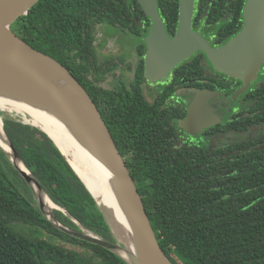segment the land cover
Here are the masks:
<instances>
[{
  "label": "trees",
  "instance_id": "1",
  "mask_svg": "<svg viewBox=\"0 0 264 264\" xmlns=\"http://www.w3.org/2000/svg\"><path fill=\"white\" fill-rule=\"evenodd\" d=\"M158 3L173 34L179 0ZM136 10L146 17L137 0H39L12 29L64 64L97 103L98 86L90 78L98 66L96 27L106 23L145 34L149 19L144 28L136 25ZM107 98L100 111L132 173L159 243L173 263L264 264V148L250 153L253 157L242 161L238 170L230 166L234 172L228 177L205 179L210 176L207 167L166 162L151 156L143 144L126 142L127 135L134 137L142 127L126 123L129 108L122 103L115 108L109 91ZM4 121L16 149L50 197L87 229L115 241L101 207L53 140L19 117L7 115ZM217 183L221 187L211 186ZM56 215L78 229L63 212ZM0 264L128 263L45 219L27 183L0 149Z\"/></svg>",
  "mask_w": 264,
  "mask_h": 264
},
{
  "label": "water",
  "instance_id": "2",
  "mask_svg": "<svg viewBox=\"0 0 264 264\" xmlns=\"http://www.w3.org/2000/svg\"><path fill=\"white\" fill-rule=\"evenodd\" d=\"M38 1L0 0V94L60 114L74 128L99 145L100 156L111 172L112 189L124 213L125 225L99 202L56 140L43 126L34 122L30 114L13 111L16 115H12L0 108L3 130V135L0 136L8 143L11 152L1 142L0 149L27 183L44 218L58 229L105 247L128 264H174L159 243L127 162L90 93L64 64L31 46L12 29V24L27 14ZM138 2L150 19V29L144 41L147 46V76L151 79L159 78L196 51L202 50L218 70L243 79L245 89L264 63V0H246L242 29L220 47L213 46L200 31L192 28L195 0H179L178 25L174 35L167 31L158 0ZM38 66H47L58 74V80H51L41 74L37 71ZM203 94L205 98L211 95L207 92L199 93L195 112L203 105ZM7 115L19 117L42 129L53 140L101 207L115 241L87 229L50 197L7 133L4 121ZM36 186L41 193L37 192ZM56 211H61L72 219L78 229L63 223L57 217Z\"/></svg>",
  "mask_w": 264,
  "mask_h": 264
},
{
  "label": "flooded vegetation",
  "instance_id": "3",
  "mask_svg": "<svg viewBox=\"0 0 264 264\" xmlns=\"http://www.w3.org/2000/svg\"><path fill=\"white\" fill-rule=\"evenodd\" d=\"M245 2L195 0L192 28L220 47L242 29ZM137 11L136 25L144 28L149 17ZM159 11L167 26L164 7ZM103 24L96 27L98 66L90 78L98 86L95 96L99 109L106 105L109 91L114 95L115 108L120 103L129 108L126 123L142 127L134 137L127 135L126 142L143 144L151 156L166 162L179 161L195 169L207 167L210 176L205 179L228 177L234 172L230 166L238 170L242 161L253 157L250 153L264 148V63L245 89L243 79L218 70L202 50L151 79L147 76L144 41L150 27L145 34L120 28L122 33L140 38L133 55L125 53L126 57L118 39L106 35ZM101 37L107 39L102 46ZM204 92L211 95H202L203 105L195 112L199 93ZM117 119L114 112L113 120ZM211 186L221 187L220 183Z\"/></svg>",
  "mask_w": 264,
  "mask_h": 264
},
{
  "label": "bare ground",
  "instance_id": "4",
  "mask_svg": "<svg viewBox=\"0 0 264 264\" xmlns=\"http://www.w3.org/2000/svg\"><path fill=\"white\" fill-rule=\"evenodd\" d=\"M5 27V26H4ZM6 28V27H5ZM37 71L51 80H58V74L47 66H38ZM63 84V83H62ZM60 84V86H62ZM63 87V86H62ZM0 108L3 111L28 113L33 121L43 126L56 140L62 151L80 174L88 188L99 202L109 209L119 222L125 225V216L112 189L111 172L99 153V145L74 128L68 121L54 111L40 108L24 100L0 94ZM2 115L0 113V135L2 133ZM0 142L11 152V148L0 136ZM37 192L41 191L36 186ZM53 205V204H52Z\"/></svg>",
  "mask_w": 264,
  "mask_h": 264
},
{
  "label": "rangeland",
  "instance_id": "5",
  "mask_svg": "<svg viewBox=\"0 0 264 264\" xmlns=\"http://www.w3.org/2000/svg\"><path fill=\"white\" fill-rule=\"evenodd\" d=\"M104 26V31L106 35H109L111 37H116L118 39L119 45L122 48L123 55L128 56V55H133L134 48L137 47V45L140 43V38L136 37L135 35H131V33H122L120 29L115 28L111 25H106L103 24ZM103 29V28H102ZM103 40V43L101 44L104 45L105 41H107L106 37H101ZM125 53L128 55H125ZM12 115H16L15 112H11ZM71 246V245H68ZM78 249H82L81 247L77 246Z\"/></svg>",
  "mask_w": 264,
  "mask_h": 264
}]
</instances>
